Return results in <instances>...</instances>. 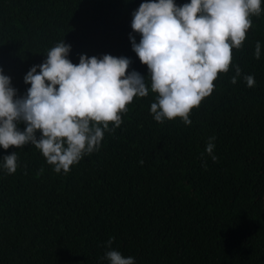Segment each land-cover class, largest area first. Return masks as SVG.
I'll return each instance as SVG.
<instances>
[{"label":"trees","instance_id":"trees-1","mask_svg":"<svg viewBox=\"0 0 264 264\" xmlns=\"http://www.w3.org/2000/svg\"><path fill=\"white\" fill-rule=\"evenodd\" d=\"M142 2L0 0V69L18 96L30 87V67L61 41L73 64L81 54L130 58L128 71L145 75L149 88L127 105L120 127L104 133L99 151L67 174L31 144L0 148V157L18 155L14 174L0 159V264H107L110 237L135 264H264V0L190 125L150 114L157 94L129 40H140L130 25ZM235 66L241 76L232 84ZM244 75L254 76V87ZM209 137L216 162L201 158Z\"/></svg>","mask_w":264,"mask_h":264},{"label":"clouds","instance_id":"clouds-1","mask_svg":"<svg viewBox=\"0 0 264 264\" xmlns=\"http://www.w3.org/2000/svg\"><path fill=\"white\" fill-rule=\"evenodd\" d=\"M261 11V0H189L182 5L144 0L131 13L130 27L140 36L137 43L129 34L131 50L146 65L151 91L157 94L150 105L156 122L180 118L185 125L192 123L191 110L212 93L218 74L228 72L232 49L242 48L251 17H259ZM70 51L63 41L50 48L46 59L23 77L30 87L21 96L0 69V148L31 144L54 172L64 174L82 157L99 151L104 133L120 127L133 98L149 93L145 75L128 71L130 58L81 54L73 64ZM260 55L257 41L254 58ZM240 76L235 66L230 83L236 84ZM243 79L248 87L255 86L254 76ZM214 141L209 137L202 159L207 154L217 161ZM0 159L7 174L16 172L15 151ZM113 240L106 242L101 259L107 264H135L133 257L111 247Z\"/></svg>","mask_w":264,"mask_h":264}]
</instances>
